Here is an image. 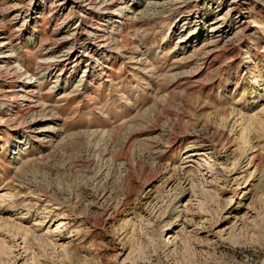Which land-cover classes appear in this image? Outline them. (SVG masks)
<instances>
[{
	"label": "rangeland",
	"instance_id": "374dc122",
	"mask_svg": "<svg viewBox=\"0 0 264 264\" xmlns=\"http://www.w3.org/2000/svg\"><path fill=\"white\" fill-rule=\"evenodd\" d=\"M0 264H264V0H0Z\"/></svg>",
	"mask_w": 264,
	"mask_h": 264
}]
</instances>
